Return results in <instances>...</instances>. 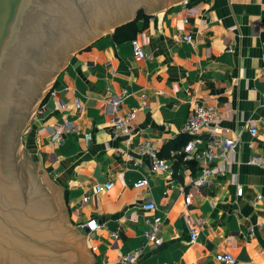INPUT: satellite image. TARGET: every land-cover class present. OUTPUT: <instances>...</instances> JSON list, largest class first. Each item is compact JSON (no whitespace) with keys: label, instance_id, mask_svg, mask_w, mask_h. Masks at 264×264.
<instances>
[{"label":"crops","instance_id":"0c3cea01","mask_svg":"<svg viewBox=\"0 0 264 264\" xmlns=\"http://www.w3.org/2000/svg\"><path fill=\"white\" fill-rule=\"evenodd\" d=\"M137 26L144 59L133 58L130 41L115 43L114 30L72 55L24 132L27 147L63 189L71 225L86 236L94 264H117L118 256L141 247L133 264H224L216 259L224 252L233 254V264H264V168L249 163L252 155L264 158V0H188L186 7L179 2L145 14ZM123 90L127 96L120 112L136 113L129 145L112 137L113 108L106 100ZM74 98L82 102L81 110L72 106ZM195 99L214 106L223 134L236 139L226 160L213 163L224 171L212 177L214 186L204 193L190 183L197 169L182 161L183 145L163 156L164 145L184 135ZM65 120L91 133V139L67 134L59 145L52 144L53 127ZM251 124L255 136L249 133ZM144 140L180 170L172 183L164 174H153L146 189L133 188L148 170L147 157L135 148ZM108 179L114 182L110 191L91 194L79 205L93 185ZM144 202H154L157 209L143 212ZM150 214L163 218L156 235L160 246L144 238ZM92 219L100 227L90 233L86 225ZM189 228L198 230L195 241Z\"/></svg>","mask_w":264,"mask_h":264},{"label":"water","instance_id":"95a60500","mask_svg":"<svg viewBox=\"0 0 264 264\" xmlns=\"http://www.w3.org/2000/svg\"><path fill=\"white\" fill-rule=\"evenodd\" d=\"M182 1L0 0V264H94L63 189L31 163L20 136L69 53Z\"/></svg>","mask_w":264,"mask_h":264},{"label":"built area","instance_id":"2783aa9c","mask_svg":"<svg viewBox=\"0 0 264 264\" xmlns=\"http://www.w3.org/2000/svg\"><path fill=\"white\" fill-rule=\"evenodd\" d=\"M187 1H182V6L186 7ZM193 13L192 8H188L187 15ZM184 23H187V17L183 19ZM184 39L191 40L190 35L184 36ZM132 48V56L136 60H141L146 57L143 50V44L140 42L138 37H135L130 41ZM51 90V88H50ZM51 95H55L54 91H50ZM127 96V91L123 90L121 94L115 97L106 98L108 104L113 108V112L110 116L109 126L111 129V134L114 139H124L126 145L131 143V137L133 129L131 123L134 120L136 113L135 110H129L126 113H121V107L123 105V100ZM72 106L75 110L82 109V102L78 98H74L72 101ZM58 108L63 105L58 102ZM182 133L189 136V140L182 146V161L183 162H193L196 166V174L190 175V183L192 186L196 187L199 193H204L205 188H211L214 186V180L212 177L218 175L224 168L220 165H214L215 161L220 160L224 162L227 158L228 152L233 149L236 144V139L227 138L223 134L221 127V117L217 109L208 104H204L198 99L193 100L190 111L184 122ZM249 133L252 136L257 134L256 127L251 124L249 126ZM67 134H83L85 140L91 139V133L83 132L77 125L72 121L65 120L60 124H56L51 132V143L54 145H59L64 136ZM136 152L145 156L148 159L147 174L142 176L133 182V188L135 189H146L148 187V177L153 174H164L170 183L174 181L176 174H180V170H175L172 165L166 160L158 155L157 146L150 140H144L135 146ZM129 159H133V155L128 154ZM249 163L258 165L264 168V158L261 156L252 155L249 158ZM114 186V182L110 179L107 181L93 185L90 192L84 194L79 205L86 203L90 198L91 194L97 195L98 193H103L110 191ZM172 186V184H170ZM243 192V187L238 185L236 188V194L240 196ZM191 198L189 195L184 197V204L189 205ZM141 209L145 213H153L157 206L154 202H144L141 205ZM144 222L147 224L144 230V238L147 243L151 242L156 246L162 244V238L157 237V231L160 224L163 222V218L160 215L150 214L145 217ZM89 232H95L100 225L95 219L90 220L87 225ZM190 239L195 241L198 236V230L196 228H189ZM117 237V235H114ZM143 252V248H138L135 251L128 253L123 256H118L117 264H133L137 261ZM216 259L224 264H233L235 262V257L230 252L219 253L216 255Z\"/></svg>","mask_w":264,"mask_h":264},{"label":"trees","instance_id":"16d2710c","mask_svg":"<svg viewBox=\"0 0 264 264\" xmlns=\"http://www.w3.org/2000/svg\"><path fill=\"white\" fill-rule=\"evenodd\" d=\"M145 17V14L141 11L138 14V17L131 22L126 23L125 25H122L114 30V33L112 35V40L119 44L127 41H131L136 37V35L140 32V28L137 26V22ZM189 140V137H186V134L183 136H180L177 139H174L164 145L163 147V156H168V153L171 149H179L182 145H184ZM161 156V155H160ZM172 167L177 170L176 165Z\"/></svg>","mask_w":264,"mask_h":264},{"label":"rangeland","instance_id":"374dc122","mask_svg":"<svg viewBox=\"0 0 264 264\" xmlns=\"http://www.w3.org/2000/svg\"><path fill=\"white\" fill-rule=\"evenodd\" d=\"M170 5V4H169ZM166 7V6H165ZM144 14H145V12H144V10L142 11ZM113 30V29H112ZM108 32V31H107ZM104 34H106V32L105 33H103L102 35H104ZM88 43H90V42H88ZM87 43V44H88ZM86 44V45H87ZM76 51H78V50H76ZM76 51H74V52H71V53H69V55H68V58H67V60H66V62H65V64H64V66L67 64V62L71 59V57H72V55L76 52ZM63 66V67H64ZM63 69V68H62ZM61 69V70H62ZM60 70V71H61ZM59 71V72H60ZM59 72L56 74V75H58L59 74ZM56 77V76H55ZM54 77V78H55ZM54 78H53V80H54ZM53 80H52V82L50 83V85L48 86V88L46 89V91L44 92V94H43V96H42V98H41V100L38 102V105H37V108H36V112H35V115H37V111H38V107L40 106V104H41V101H42V99H43V97H44V95L46 94V92H47V90H49L50 89V86H51V84L53 83ZM26 138H25V134H24V132L21 134V136H20V140H21V145H22V147H23V149H25L27 152H28V154H29V157H30V159H31V163H37L35 160H34V156L31 154V152H30V149H29V147H27V144L25 143V140ZM40 167V166H39ZM41 168V167H40ZM42 169V168H41ZM46 175H47V178L49 179V181H51L52 182V179L48 176V174L46 173ZM63 196H64V201H65V207H66V209H67V212H68V219H69V221H71L70 219H72V215H71V213H70V211H69V209H68V207H67V204H66V199H65V193L63 192ZM71 223V222H70Z\"/></svg>","mask_w":264,"mask_h":264},{"label":"bare ground","instance_id":"6f19581e","mask_svg":"<svg viewBox=\"0 0 264 264\" xmlns=\"http://www.w3.org/2000/svg\"><path fill=\"white\" fill-rule=\"evenodd\" d=\"M109 31H112V29H110Z\"/></svg>","mask_w":264,"mask_h":264}]
</instances>
